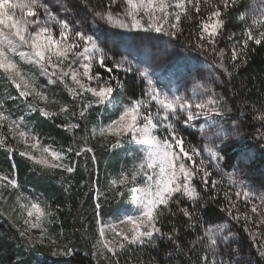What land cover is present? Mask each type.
<instances>
[{
  "label": "snow or ice",
  "instance_id": "obj_1",
  "mask_svg": "<svg viewBox=\"0 0 264 264\" xmlns=\"http://www.w3.org/2000/svg\"><path fill=\"white\" fill-rule=\"evenodd\" d=\"M204 4L202 10L201 0H107L101 10L90 9L93 23L103 22L100 26L103 30L100 31L91 26L85 29L84 22L77 20L62 3L0 0V77L18 93L17 96L9 95L8 100L21 99L32 111H38L45 119H52L70 112L69 106L63 104L58 112L39 107L40 104L60 103L54 94L51 98L49 96V85L60 84L69 93L73 106L79 105L78 113L71 111V118L87 125L90 109L94 105L113 104L114 94L123 88L125 79L118 73H123L125 78L128 74L139 77L145 85L141 96L128 97L114 105L117 110L114 119L108 123L100 122L91 130L92 136L99 135L103 140L108 136L115 137L114 142L101 145L113 153L125 149V146L132 149L129 153L131 164L120 170L118 179L113 178L104 191L99 186L95 187L94 213L97 217L102 210L100 198L107 199L106 192L120 197L127 194L135 205L119 221L122 225H129L126 231H116V226H112L111 240L105 237L103 228L99 232L101 239L97 244L111 255L116 264H119L120 253L127 248L133 245L147 247L163 238L173 245V251L168 253L170 258L174 252H180L189 256L186 264H230V261L217 260L216 257L217 248L231 242V229L220 224L204 226L200 213L204 206L201 192L208 194L209 201H215L220 195L218 185L223 181L214 178L213 170L221 177L228 176L229 188L223 191L227 216L233 221L243 220V228H248L252 216L248 211L240 212L238 202L242 199L245 208L250 207V212L259 218L254 222L257 227L264 226V191L258 192L256 186L243 178L248 161L253 159L246 143L247 136L239 132V124L230 127L227 133L216 126L228 123L224 118L233 112L229 98L204 84L197 85L200 93L193 90L192 95L173 93L171 89L158 86L156 73L151 67L154 52L140 43L145 38L161 39L142 37V33L149 32L166 34L170 38L169 43H174L172 38L179 39L184 34L183 22L195 23V39L190 33L188 46L210 54L221 74L232 78L246 65L249 53L254 50L250 42L264 46V0H260L251 22L244 25L240 38L228 50L230 55L224 48H219L217 42L224 35L230 12L239 11L241 0H204ZM235 36L236 33H232L228 39ZM124 42L128 43L121 51L119 46ZM226 56L229 64H225ZM33 68L48 78L47 84L39 83L37 75L31 71ZM196 74L204 75L200 69H196ZM259 113L256 119L260 127L256 128L253 138L258 137L256 146L264 152V102ZM244 115L239 112V116ZM202 118L205 123L198 124ZM65 119L68 120V116ZM21 123V118L13 119L10 113L6 114L4 102L0 101V129L6 126L13 140L23 142L29 150L20 151L19 155L30 160L34 167L48 173L61 171L71 175L77 170V161L69 157L75 155L90 157L94 170L98 172L97 154L87 146V137H81L83 146L55 150L50 145H41L40 137L26 124L21 127ZM62 127L75 139L81 123L69 121ZM191 128H198L202 139L206 138L209 143L198 146L189 141L184 132ZM209 132L212 135H208ZM7 140L8 137L0 135V147L9 153L16 151L7 146ZM30 140L33 142L29 143ZM229 145L240 147L236 163L232 165L233 171L225 174L219 165L224 159L222 153ZM203 149L212 156L206 159ZM34 152L39 154L34 155ZM195 182H198L200 191H197ZM71 187L69 182L65 191ZM20 188L16 178L0 173V199L4 198L3 190L16 193L10 211L23 220L20 235L27 236L33 249L37 245L45 246L47 241L48 245L56 248L53 255H73L74 248L57 244L44 227L45 222H52L46 221V217L52 215L47 209L52 206L46 200L25 197ZM259 188L264 189V181ZM185 200L190 202L193 210L181 206ZM173 207L186 218L184 229L196 235L195 240L187 242V247L181 242V227L174 220L168 219L171 230L163 231L166 219L177 215ZM33 230L39 232V237L31 234ZM96 246L93 245L94 248ZM197 248L204 250L202 256L195 251ZM260 254L264 255V246ZM193 256L197 258L193 259ZM125 264H128L127 260Z\"/></svg>",
  "mask_w": 264,
  "mask_h": 264
},
{
  "label": "rangeland",
  "instance_id": "obj_2",
  "mask_svg": "<svg viewBox=\"0 0 264 264\" xmlns=\"http://www.w3.org/2000/svg\"><path fill=\"white\" fill-rule=\"evenodd\" d=\"M52 0V3H62L67 7L77 20L84 22L85 29L98 28L100 31L103 30L99 24L93 23V18L90 13V9L101 10L106 4L107 0ZM247 5L251 15L257 12L260 6V0H243ZM247 2V3H246ZM80 3V4H78ZM85 5L88 8H85ZM250 7V9H249ZM56 10L55 8L53 9ZM63 9H61L62 11ZM99 35V31L97 33ZM142 37H161V39H142L140 43L146 45L154 52L151 67L156 73L157 84L163 87L165 90L171 89V92L177 94L192 95L193 90L200 93L197 85L204 84L205 87H213L216 92L224 93L229 98V105L233 107L234 102L231 99L228 91V77L226 74H221V71L216 67L215 59L209 54L200 52L199 50L188 47L190 50L183 48L185 44L180 36L179 39L172 38L174 43H169L170 38L163 33H142ZM220 39V38H219ZM218 47L224 48L227 52V44L219 42ZM111 42V39L110 41ZM128 42L121 43L119 48L122 51ZM225 64H229L228 58H225ZM196 69L203 71V77L196 74ZM231 71V68H229ZM37 77L40 84H47L48 78L41 76L38 69H31ZM55 96L59 104L48 103L40 104L39 107H46L50 112H58L60 105H68L70 112L57 116L55 125L51 124L49 127L41 126L43 118L38 111H32L21 99L15 101L8 100L7 97L17 96V91L10 86L3 77H0V101L4 102L6 114L10 113L13 119L21 118V127L26 124L28 128L32 129L35 134L40 137L41 145H50L55 150L61 148L67 149L69 146L78 148L83 146L81 137H87V146L92 147L97 154L96 165L98 172L94 170L90 174V170L93 167V162L90 157L85 158L76 157L71 155L69 158L73 161H77V170L75 173L69 175L67 173L57 171L55 173H48L43 170L28 165L26 158L23 157L22 163L26 166L27 171L21 175L18 172L17 162L14 158L13 152L9 153L0 147V156L7 159L8 162L2 160L0 163V173L9 176V178H16L21 188L20 191L25 197H31L33 200L39 199L40 201H47L52 207L47 209L52 215L46 217L47 220H51V223L45 222L44 227H47L48 234L56 240L57 244L63 246L68 245L69 247H79L82 251L89 254L99 264H116L115 260L111 258V255L107 253L103 247L97 244V241L101 239L99 232L101 228L105 231V237L109 240L113 238L112 226H116V231L127 230L129 225L120 224L119 221L123 219L126 212H130L131 208L135 205L129 200L127 194L124 197L114 196L111 192H106L107 199L101 197L102 210L100 216L97 217L94 213V207L96 202L95 187L99 186L102 191L105 190L106 186L111 182L113 178L118 179V173L125 165L131 164V157L129 153L132 149L117 150L114 154L110 148L101 147L102 144L114 142L115 137L108 136L107 140H103L99 135L92 136L91 130L94 126H97L100 122L108 123L111 119L116 116V108L114 105H119L121 101L126 100L124 98H114L113 104L106 105H94L89 111L88 122L85 125L77 119L71 118V111H79V105L73 106L72 99L63 85H49V96L50 98ZM91 98V97H89ZM31 100V98H29ZM233 115V114H231ZM230 115V116H231ZM68 116V120L65 119ZM225 117L228 120L226 124L216 125L220 127L225 133L228 132L229 128L237 125L236 121H233L232 117ZM81 123V129L75 133V139L73 134L63 129L62 125L67 122ZM205 120L202 118L198 124H204ZM7 121L5 122V125ZM25 130H28L27 128ZM239 132L242 131L239 129ZM0 135L8 137L7 146L14 148L16 151H28L23 142L13 140L7 127L0 129ZM184 135L192 143L201 146L202 144H208L209 141L205 138L202 139V134L198 128H191L184 132ZM208 135H212L211 132ZM33 141H29L32 143ZM218 143V140L216 141ZM210 146V145H209ZM238 145H229L227 150L234 148L239 151ZM253 154V159L248 161L247 167L244 170L243 178L249 181L252 185L257 187L258 192L264 191L259 188V185L264 181V162H259L255 158L257 156V150L254 146L249 147ZM34 155H38V152H34ZM205 158L212 156L206 149H203ZM119 155V156H118ZM223 155V153H222ZM118 156V157H115ZM214 159V157H213ZM29 163V162H28ZM236 163V161H235ZM234 163V164H235ZM30 164V163H29ZM211 166V165H210ZM220 168L224 169V173H231L233 168L227 170L220 160ZM229 183L228 176H223ZM71 183L72 187L70 190L65 191L67 185ZM4 198L0 199V221H9L13 228L17 230L14 232L15 235L10 237L1 236L3 238L2 244L0 245V253L3 254L11 250L6 249L3 242L6 240L13 241L17 244H22L19 253H15L14 260H20L18 264H30L26 260L32 259L34 264L39 263L42 260H51L59 255H53L56 248L52 245H48L47 241L45 246L37 245L35 249L30 245L27 240V236H21L20 232L23 231V220L21 217L15 215L10 211L13 207L16 199V193L14 190H3ZM198 191V190H197ZM27 202V201H23ZM57 205L59 211H57ZM6 213V214H3ZM64 217L70 216L71 222L64 221ZM254 216V215H253ZM11 217V218H10ZM85 219L83 222L87 232H80L77 228L80 227L79 220ZM95 220L96 223L92 229H88L90 221ZM254 220L258 221L259 218L254 216ZM217 224L223 225L227 229H231L232 238L231 242L227 246L217 248V260L221 258L225 261H230V264H256L254 257V249L261 250L264 246V235L251 234L250 232L243 233L237 229L230 219L211 224L216 226ZM34 237H39V232L33 230ZM97 245L96 248L93 245ZM141 246L133 245L127 248L124 253L130 251L131 248H137ZM9 250V251H8ZM121 255V253H120ZM107 257V258H106ZM0 264H3L0 261ZM67 264V263H64ZM119 264H124L119 261Z\"/></svg>",
  "mask_w": 264,
  "mask_h": 264
},
{
  "label": "trees",
  "instance_id": "obj_3",
  "mask_svg": "<svg viewBox=\"0 0 264 264\" xmlns=\"http://www.w3.org/2000/svg\"><path fill=\"white\" fill-rule=\"evenodd\" d=\"M80 3H83V0H81ZM201 7L202 10L205 7L204 0H201ZM252 16L253 15H251L250 11L247 8V5L243 2V0H241L239 11L230 12V19L226 24L224 35L219 39V42L227 44L228 55H230V51L228 50L231 49L235 40L240 38L242 28L246 23L251 22ZM245 17H247V19H245ZM182 26L185 29L184 34L182 35L184 39L182 41L185 44L182 47L190 50L188 48L189 34L192 33V39L194 40V33L197 30L196 24L183 22ZM232 33H236V36L233 37L232 40H229L228 37ZM250 47H252L254 50L249 53L246 65L242 66L238 73H234L233 77L229 78L227 82L229 95L234 102V110L232 112L233 115H231L230 117H232L233 121H236L240 125L239 129L243 134L247 136L246 143L248 147L254 146L257 150V156L255 159L259 162H264V152H261L260 148L256 146L258 137H256L255 139L253 138L256 128L260 127L259 121L256 119V116L260 114L259 109L261 108L262 102H264V46H255L250 42ZM118 74L122 79H125V83L123 88L118 90L117 93L114 94L115 98H137L142 95V89L145 87V85L141 83L139 77L134 78L132 74H128V76L125 78L123 73ZM253 106H255V108H253ZM239 112H243L245 115L241 117L239 116ZM56 120L57 116L53 117L52 119H43L40 125L49 127L51 126V124L55 125ZM13 154L17 162L18 172L23 175L27 171L26 166L22 163L23 157H21L18 152H13ZM237 154L238 150L234 148H230L223 153L224 159H222V163L227 170H230L232 168V165H234L236 161L235 157ZM2 160L8 162L7 159L0 156V163ZM27 161L30 163L29 164L28 162H26L27 166L32 165L29 160ZM93 172L94 168L92 167L89 173L92 174ZM213 176L218 180L222 179L223 183L218 185V188L220 189V195L217 196L215 201H209L208 194L201 192L204 206L200 209V213L203 221L205 222L204 226L230 219L232 223L237 227V229L243 233L250 232L251 234L259 233V235L261 236L264 235V226L257 227V225L254 223L256 220H254V216L250 212V207L245 208L242 199L238 202L240 212L243 213L245 211H248V214L252 216V221H249L248 228H243V220L237 222L233 221L231 217L227 216L226 212L224 211V207L227 204V201L223 197V191L228 190L229 183L224 177L218 175L215 170H213ZM195 183L197 186V190L200 191L198 182ZM232 190L235 191L234 188ZM233 199H236L235 196H233ZM181 206H188L189 210H193L191 208L190 202L186 200L182 201ZM173 211L176 212L177 215L175 217H169L166 219L165 224L163 225V231L169 232L171 230V227L168 224L167 220H174L175 224L178 227H181V242L187 247V242L195 240L196 235L189 234L191 230L184 229L183 225L186 218L182 217L175 207H173ZM63 219L64 221L71 222L70 216H63ZM84 221L85 219L79 220L80 227H78L77 229L80 232H87L83 224ZM95 223V220L90 221L87 230L92 229ZM199 231L200 230H197V232ZM14 232H17V230L13 228L12 224L9 221H0V245L3 241V238H1L2 235L10 237V235H15L13 234ZM3 245L6 247V249L9 248L11 252L7 253L6 251L3 254L0 253V261L3 264H18L20 260H14V252L19 253L23 245L9 240L3 242ZM72 248L75 249L73 255L57 256L52 258L51 260H42L37 264H99L89 254L79 249V247ZM172 251L173 245L171 244V242L167 238H163L157 239L154 244H151L147 247L141 246L138 247V249L131 248L129 252L121 253L120 259L124 264L126 260L128 261V264H186V262L189 260V256H186L180 252H174L172 257L170 258L168 256V253ZM195 251L201 256L204 254V250H201L199 248H197ZM260 251L259 249H254L256 264H264V255H261ZM192 258L196 259L197 257L193 256ZM26 261L30 264H34V261L31 258L27 259Z\"/></svg>",
  "mask_w": 264,
  "mask_h": 264
}]
</instances>
